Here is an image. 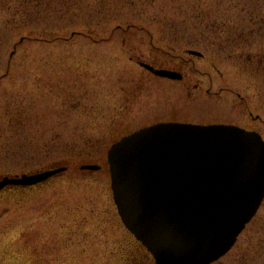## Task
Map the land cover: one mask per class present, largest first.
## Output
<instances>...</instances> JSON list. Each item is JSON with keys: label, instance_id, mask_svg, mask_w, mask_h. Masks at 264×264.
Returning a JSON list of instances; mask_svg holds the SVG:
<instances>
[{"label": "rangeland", "instance_id": "374dc122", "mask_svg": "<svg viewBox=\"0 0 264 264\" xmlns=\"http://www.w3.org/2000/svg\"><path fill=\"white\" fill-rule=\"evenodd\" d=\"M173 122L264 139V0H0V180L67 169L0 193V264H154L108 153ZM214 264H264V202Z\"/></svg>", "mask_w": 264, "mask_h": 264}, {"label": "water", "instance_id": "95a60500", "mask_svg": "<svg viewBox=\"0 0 264 264\" xmlns=\"http://www.w3.org/2000/svg\"><path fill=\"white\" fill-rule=\"evenodd\" d=\"M140 66L181 80L176 73ZM108 162L119 215L156 264L219 261L264 201V140L235 126L154 125L115 144ZM66 171L3 178L0 192L38 186Z\"/></svg>", "mask_w": 264, "mask_h": 264}, {"label": "flooded vegetation", "instance_id": "af4514ba", "mask_svg": "<svg viewBox=\"0 0 264 264\" xmlns=\"http://www.w3.org/2000/svg\"><path fill=\"white\" fill-rule=\"evenodd\" d=\"M182 80H184V77H182Z\"/></svg>", "mask_w": 264, "mask_h": 264}]
</instances>
